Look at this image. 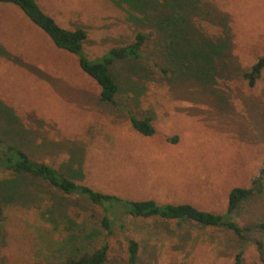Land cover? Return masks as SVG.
Here are the masks:
<instances>
[{"label": "rangeland", "instance_id": "374dc122", "mask_svg": "<svg viewBox=\"0 0 264 264\" xmlns=\"http://www.w3.org/2000/svg\"><path fill=\"white\" fill-rule=\"evenodd\" d=\"M36 1L63 28L87 31L91 60L139 32L152 37L140 59L112 65L120 91L115 104L105 103L75 55L58 50L20 9L0 4V264H63L105 242V264H127L128 239L140 245V264H234L238 254L242 264H263L264 232L255 227L264 223V178L261 192L233 215L250 228L244 240L226 227L125 215L110 216L108 234L103 209L42 179L13 175L3 148L14 145L105 194L227 217L231 191L251 188L264 166V71L253 87L244 78L264 56V0L195 2L187 11L189 37L214 45V53L185 72L166 60L167 36L150 20L159 15L154 8ZM130 114L150 117L155 134L136 132Z\"/></svg>", "mask_w": 264, "mask_h": 264}, {"label": "trees", "instance_id": "16d2710c", "mask_svg": "<svg viewBox=\"0 0 264 264\" xmlns=\"http://www.w3.org/2000/svg\"><path fill=\"white\" fill-rule=\"evenodd\" d=\"M131 8L137 7L142 10L154 8L159 15L157 18L150 16L156 31L166 34L162 40L163 48L167 50L166 60L173 66L181 67L185 72L191 70L187 65L193 61L209 60L214 53V45L208 42L193 41L189 37L191 23L189 21L188 9L198 6V0H164L163 4H148L147 0H123ZM2 5H13L20 9L27 19L45 33L54 46L61 51L75 55L78 58L81 70L89 76L100 87V99L105 103L115 104V98L120 91L119 86L111 73L112 65L117 61L138 60L142 57L147 43L152 34L139 32L134 40L122 47L111 49L103 57L91 60L84 51V45L88 39V33L84 29L69 30L60 26L57 21L45 13L36 0H0ZM163 17V19L161 18ZM159 71L167 73L158 65ZM184 70V71H183ZM264 71V56L261 57L244 74V78L250 87L255 86L262 77ZM130 122L133 129L144 137H152L155 127L150 117L138 118L130 114ZM176 141V140H175ZM0 143L2 144L1 140ZM3 154L5 165L13 175H29L36 179H42L56 188L60 193L67 196H75L89 201L92 205L103 209L107 215L101 220V227L108 233H113V222L110 218H119L121 215L130 216L134 219H155L163 222L195 223L205 227H226L237 237L244 240L245 233L250 228L241 227L233 215L241 203L260 193L262 190V179L264 178V166L260 180L253 181L251 188H236L229 195L227 217L200 211L189 204L161 206L154 200L134 201L121 198L116 195L105 194L96 191L90 186L84 185L68 178L55 167L32 160L24 151L14 145H4ZM109 214V215H108ZM3 215L2 203L0 201V219ZM256 229L264 232V223L258 224ZM127 264H140V245L134 239H128ZM109 245L104 243L93 253L84 254L79 258H69L63 264H105L108 259ZM264 264V258H262ZM45 264V263H34ZM50 264V263H49ZM234 264H242V255L238 254Z\"/></svg>", "mask_w": 264, "mask_h": 264}]
</instances>
